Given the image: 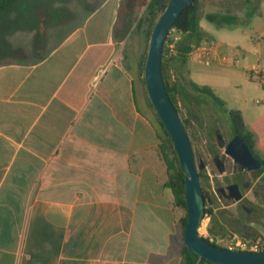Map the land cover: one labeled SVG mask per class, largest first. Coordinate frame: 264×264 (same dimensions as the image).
<instances>
[{
	"label": "crops",
	"instance_id": "1",
	"mask_svg": "<svg viewBox=\"0 0 264 264\" xmlns=\"http://www.w3.org/2000/svg\"><path fill=\"white\" fill-rule=\"evenodd\" d=\"M137 7L22 0L0 15V264H183L184 213L135 59L122 52ZM219 45L242 63L177 56L167 73L230 68L244 87L233 109L264 158V86L248 75L264 69V29Z\"/></svg>",
	"mask_w": 264,
	"mask_h": 264
},
{
	"label": "rangeland",
	"instance_id": "2",
	"mask_svg": "<svg viewBox=\"0 0 264 264\" xmlns=\"http://www.w3.org/2000/svg\"><path fill=\"white\" fill-rule=\"evenodd\" d=\"M262 0H199V16L200 26L207 35L217 43L224 44L236 42L240 38L248 37L257 39L261 31L264 29V6H259ZM25 7H31L25 6ZM207 13L232 14L238 17V23L233 26L217 27L205 19ZM143 11L139 7L136 8L131 19L128 21L130 30L126 39L122 44V52L128 59H135L137 65L138 78L141 81L142 91L146 107L150 110L157 122L155 110L150 103L146 90L144 79V66L149 49L150 37L148 35L150 26L148 23L139 28L138 22L142 17ZM180 34L173 30L170 33V40L178 37ZM239 55V53H236ZM240 57V56H239ZM242 63L240 57L239 66ZM189 67L194 72L189 74L185 68L172 73H167L171 83L176 84L175 98L179 108V116L181 120L188 122V135L195 153L197 162H203L206 166V175L212 184L214 194L218 199V207L215 208L216 218H204L199 229L203 237L209 238L211 242H215L217 246L230 249L236 239H260L264 240V192L262 197H253L248 194L244 205L251 209L248 214L242 211L240 203L233 204L232 201H225L217 189L226 187L227 184L233 182L231 176V168L233 160H225L226 172L220 174L214 164L216 156L224 157L225 146L233 136L234 132L231 127L228 114L225 109L221 108L213 102V100L205 95L200 94L193 89L191 82L200 86L207 85L212 88L214 93L225 101L226 109H233L236 102L241 99V92L244 94V87H235L231 83L230 68L226 67H210L190 63ZM203 70H199L198 68ZM260 93L259 91L256 92ZM255 92H245L250 104L256 99ZM220 136L221 144L218 142ZM262 172H254L250 179L255 180V176H260ZM264 179V173H263ZM263 189H264V183ZM182 208V207H181ZM184 215L186 211L182 208ZM223 223L224 230L221 235L213 236L208 232L209 227H218L217 222ZM242 234V235H241Z\"/></svg>",
	"mask_w": 264,
	"mask_h": 264
},
{
	"label": "water",
	"instance_id": "3",
	"mask_svg": "<svg viewBox=\"0 0 264 264\" xmlns=\"http://www.w3.org/2000/svg\"><path fill=\"white\" fill-rule=\"evenodd\" d=\"M193 1L169 0L167 8L157 20L151 33L144 66V79L148 97L173 142L184 176L187 209L184 244L190 253L198 256L199 260L205 259L215 264H264V252L223 248L209 242L199 232L204 219L205 208L199 171L205 167V164L197 162L189 135L170 99L161 71L163 47L167 35L182 11L191 5ZM225 154L231 157L242 169L252 171L259 170L262 167L261 161L255 158L249 146L239 134H236L227 144ZM214 163L218 172L223 174L225 165L221 157L216 156ZM225 189V187H219L217 192L225 191ZM227 190L230 192V199L234 202L241 201L242 194L237 184L228 185Z\"/></svg>",
	"mask_w": 264,
	"mask_h": 264
},
{
	"label": "trees",
	"instance_id": "4",
	"mask_svg": "<svg viewBox=\"0 0 264 264\" xmlns=\"http://www.w3.org/2000/svg\"><path fill=\"white\" fill-rule=\"evenodd\" d=\"M20 1L22 0H0V15L4 12H8L14 9V7ZM168 3L169 0H138V5L143 11L142 17L140 18L137 24L138 27L141 28L144 25V23H148L150 26L148 35H150L153 31L154 26L156 25L157 20L167 8ZM204 17L208 22L214 24L219 28L224 26H233L238 23V17L232 14L207 13ZM200 20L201 18L199 16V0H194L191 5H189L182 11L180 16L172 25L163 47L162 65H161L162 76L167 92L170 96V99L173 105L175 106L176 110L178 111V113H179V108L177 106V100L174 94L176 90L175 89L176 84L171 83L169 77L167 76L168 74H167L166 66L167 63L172 61L177 56H180L183 59V62L186 63L189 57V52L192 49V46L200 43L203 39L210 38L207 35V33L201 28ZM173 30L177 31L180 35H182V37L176 41L175 44L176 55H174L173 58L167 60L165 58L166 42H168L169 35ZM191 85L193 89H195L197 92L209 96L215 104L225 109V112L228 114V118L233 131L237 132L239 135L243 137L245 143L249 146L253 155L261 161L262 167L260 169V172L264 173V158H261L255 150V139H256L255 134L245 124L241 111L237 109H226L225 101L219 98L214 93L211 87L207 85L200 86L193 82H191ZM156 117L159 123L158 129L161 138L160 153L164 157L168 167V181L166 185L172 190L174 194L175 204L179 207H182L186 211V214L181 219V225L184 232V227L185 224L187 223L184 176L178 156L173 147V142L157 114ZM182 122L186 131L188 132V127H187L188 122L185 120H182ZM206 174L207 173L205 166L202 170L199 171L202 192L205 198L204 218H210L212 220L213 218H216L215 208L218 207V199L214 194V190L212 189V184L209 181V178ZM217 223H218L217 228H214L212 226L208 228V232L213 236L221 235L224 230L222 221L221 222L219 221ZM206 239L209 242H211L209 238ZM211 243L215 244V242H211ZM180 254L182 256L183 264H215L205 259L199 260L196 254L190 253L187 250V247L184 243L182 244V247L180 249Z\"/></svg>",
	"mask_w": 264,
	"mask_h": 264
},
{
	"label": "built area",
	"instance_id": "5",
	"mask_svg": "<svg viewBox=\"0 0 264 264\" xmlns=\"http://www.w3.org/2000/svg\"><path fill=\"white\" fill-rule=\"evenodd\" d=\"M179 39L175 37L173 40L166 42L165 58L171 59L176 55L175 44ZM220 45L215 40L203 39L200 43L193 45L189 52L190 58L200 64L211 65L219 58L224 64L235 65L240 59L231 58L227 55H219ZM249 78L253 81L260 82L264 86V69L261 67H253L249 71ZM230 249L250 252H264V240L260 239H236Z\"/></svg>",
	"mask_w": 264,
	"mask_h": 264
},
{
	"label": "flooded vegetation",
	"instance_id": "6",
	"mask_svg": "<svg viewBox=\"0 0 264 264\" xmlns=\"http://www.w3.org/2000/svg\"><path fill=\"white\" fill-rule=\"evenodd\" d=\"M236 134H238V133L237 132H234L232 138L227 143L223 144V146L226 147L227 144L233 139V137ZM217 137H218V142L221 144V141H220L221 138H220V136L218 135ZM223 155H224V157H221V159L224 162L225 172H226L227 168H226L225 160H231V157H229V156H227L225 154V150H224ZM260 169L259 170L248 171L246 169H242L238 164H236L235 162H233V166L231 168L230 174H231V176H233V179L234 180H233L232 183L226 185L225 191H219V194L221 195V197L225 201L230 200V201H232L233 204L240 203V205L242 207V211H244L245 214H248L251 211V209H249L248 207H246L244 205V203H243V201H245V199L247 198L248 194L251 193L253 195V197L256 198V197H259V196L262 197L261 196V193L264 192L263 185H262L264 183L263 173L260 176H257V177L255 176V180L254 179H250V177L252 176V173H254V172H260ZM231 184H237L239 186V190H240V192L242 194L241 201L234 202L232 199L229 198L230 192L227 190V186L228 185H231Z\"/></svg>",
	"mask_w": 264,
	"mask_h": 264
}]
</instances>
